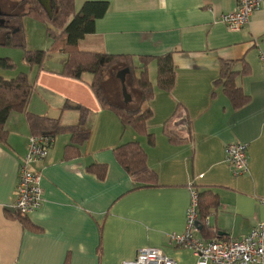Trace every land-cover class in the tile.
<instances>
[{"label": "crops", "instance_id": "crops-1", "mask_svg": "<svg viewBox=\"0 0 264 264\" xmlns=\"http://www.w3.org/2000/svg\"><path fill=\"white\" fill-rule=\"evenodd\" d=\"M85 2H104L108 9L96 20L94 33L78 43L81 51L134 58L171 54L174 87L169 93L156 89L157 68L151 62L148 77L155 92L143 106L152 113L150 145L100 107L89 75L82 80L60 75L64 54L48 53L40 71L20 69L33 85L29 113L76 126L79 114L63 107L84 106L90 111V137L71 159L63 156L69 135L53 138L47 157L34 166L41 176V206L25 216L26 224L15 218V191L32 135L23 114L8 117L7 142L0 147V264H123L143 248L159 249L177 264H196L192 251L169 239L185 230L191 190H209L218 199L206 217L208 232L200 231L198 239L238 240L264 223V68L259 59L264 55V0L237 33L218 20L235 10L236 0H74L76 12ZM8 3L10 13L21 8L16 0ZM0 12L9 13L1 4ZM26 20L11 22L15 47L26 41ZM38 30L42 34V27ZM42 45L47 50L50 44L44 39ZM222 62H235L236 71L243 63L249 68L235 81L249 98L239 109L216 85ZM16 71L0 76L10 79ZM127 90L135 103V92ZM169 136L181 142L172 143ZM128 142L142 147L158 187L135 189L116 162L114 148ZM231 143L247 146L245 174L237 175L225 161ZM91 164L106 165L104 179L87 170Z\"/></svg>", "mask_w": 264, "mask_h": 264}, {"label": "trees", "instance_id": "trees-1", "mask_svg": "<svg viewBox=\"0 0 264 264\" xmlns=\"http://www.w3.org/2000/svg\"><path fill=\"white\" fill-rule=\"evenodd\" d=\"M18 7L25 9L2 14L0 16V47L14 48L13 29L11 22L18 18H29L45 26L46 36L50 42L47 50H26L23 43L17 47L23 50L22 63L28 69L40 71L48 53H62L66 56L60 75L72 80H82L89 75V87L98 100L100 107L112 112L124 128L132 129L137 135L145 137L148 144L154 141L153 134L148 132L147 122L152 113L143 106L150 102L154 96L155 88L148 77V66L155 62L157 68L156 89L161 93H169L174 87V65L172 55L160 57H138L129 55H109L81 51L78 43L87 35L94 33L96 20L102 18L108 4L104 2H85L76 12L74 0H51L52 16L49 18L38 0H16ZM235 62H222L219 78L216 85L220 86L224 95L230 101L233 109H239L248 103L249 98L236 86V78L246 75L249 68L243 63L242 69H234ZM127 69L128 89L138 93V105L111 102L105 95L104 84L113 81L120 95V85L116 75ZM0 70L14 72L16 63L10 58H0ZM118 82V83H117ZM33 85L27 73L17 72L15 77L6 79L0 76V147L7 142L5 124L13 113L23 114L30 129L31 135H47L52 138L58 135H69V144L65 146L63 156L71 159L80 155V147L87 143L90 129L86 127L89 109L81 105L65 104L63 110H73L79 114L76 126L60 125L59 121L50 120L33 115L27 111L28 104L33 95ZM172 143H180L178 139L169 136ZM114 157L119 166L133 179L135 189L155 188L159 186L157 176L147 169L146 154L138 142H128L118 145L113 150ZM87 170L99 180L104 179L106 165L91 164ZM198 192V225L202 233L208 232L206 217L210 211L218 206L217 195L209 190ZM16 217L27 224L25 216L16 212ZM221 239V236H216Z\"/></svg>", "mask_w": 264, "mask_h": 264}, {"label": "built area", "instance_id": "built-area-1", "mask_svg": "<svg viewBox=\"0 0 264 264\" xmlns=\"http://www.w3.org/2000/svg\"><path fill=\"white\" fill-rule=\"evenodd\" d=\"M235 10L222 13L219 22L229 32L237 33L259 10L262 0H236ZM264 68V55H259ZM53 145V138L47 135H32L27 139L26 153L18 173L15 191V210L22 216H29L41 206V176L34 166L43 161ZM225 161L237 175L247 172V146L231 143L225 147ZM200 232L198 225V192L191 190V201L187 209L185 230L182 234H172L170 241L177 247L192 251L196 264H264V223L254 227L246 236L238 240L213 239L203 241L196 238ZM123 264H177L156 248L137 251L132 261Z\"/></svg>", "mask_w": 264, "mask_h": 264}, {"label": "rangeland", "instance_id": "rangeland-1", "mask_svg": "<svg viewBox=\"0 0 264 264\" xmlns=\"http://www.w3.org/2000/svg\"><path fill=\"white\" fill-rule=\"evenodd\" d=\"M0 4L4 7L5 11L9 12L11 9V6L8 3V0H0ZM24 7H21L17 9V12L20 13L24 10ZM10 13V12H9ZM27 24L25 25L26 28V41L24 43V46L26 50H33L32 48H39L37 50H42L41 46H43L44 39L47 41L48 44H50L47 36H46V30L45 26L42 24H39L37 22H34L33 20L27 18L26 20ZM39 27H42L43 32L40 34V31L38 30ZM27 42V43H26ZM6 56V57H5ZM22 56H23V50L21 47H14V48H4L0 47V58H10L13 60L16 65L18 66V69L16 72H20V69L25 67L22 63ZM3 71L0 70V73ZM153 79V76L151 77ZM113 81L105 82L104 91L106 97L113 103H121L122 98L118 92H115L113 89V86L111 85ZM118 83V82H117ZM120 84L118 83V86ZM120 90V89H119ZM121 92V90H120ZM135 103L130 104V107L135 108L138 105V93L135 92Z\"/></svg>", "mask_w": 264, "mask_h": 264}, {"label": "water", "instance_id": "water-1", "mask_svg": "<svg viewBox=\"0 0 264 264\" xmlns=\"http://www.w3.org/2000/svg\"><path fill=\"white\" fill-rule=\"evenodd\" d=\"M39 4L44 8L49 18L52 16L51 0H38ZM4 14L0 12V16ZM128 70L125 69L122 72L117 73L116 79H118L121 90V98L124 105L132 103V97L126 87V74Z\"/></svg>", "mask_w": 264, "mask_h": 264}]
</instances>
